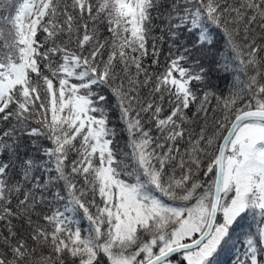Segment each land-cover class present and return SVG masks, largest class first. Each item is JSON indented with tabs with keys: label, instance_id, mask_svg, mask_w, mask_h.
<instances>
[{
	"label": "snow or ice",
	"instance_id": "1",
	"mask_svg": "<svg viewBox=\"0 0 264 264\" xmlns=\"http://www.w3.org/2000/svg\"><path fill=\"white\" fill-rule=\"evenodd\" d=\"M234 240L264 264V0H0V264Z\"/></svg>",
	"mask_w": 264,
	"mask_h": 264
},
{
	"label": "trees",
	"instance_id": "2",
	"mask_svg": "<svg viewBox=\"0 0 264 264\" xmlns=\"http://www.w3.org/2000/svg\"><path fill=\"white\" fill-rule=\"evenodd\" d=\"M237 236H240V233H237ZM242 239V237H241ZM236 247L230 251H225L217 257V264H234L235 257L241 248V244L238 240H234Z\"/></svg>",
	"mask_w": 264,
	"mask_h": 264
},
{
	"label": "rangeland",
	"instance_id": "3",
	"mask_svg": "<svg viewBox=\"0 0 264 264\" xmlns=\"http://www.w3.org/2000/svg\"><path fill=\"white\" fill-rule=\"evenodd\" d=\"M217 259V258H216Z\"/></svg>",
	"mask_w": 264,
	"mask_h": 264
}]
</instances>
